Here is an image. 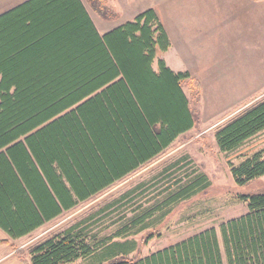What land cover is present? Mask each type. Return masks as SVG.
Here are the masks:
<instances>
[{"label":"trees","instance_id":"16d2710c","mask_svg":"<svg viewBox=\"0 0 264 264\" xmlns=\"http://www.w3.org/2000/svg\"><path fill=\"white\" fill-rule=\"evenodd\" d=\"M85 2L102 21L119 17L106 0ZM168 48L152 9L104 35L81 0H33L0 20V229L9 239L29 236L98 196L194 127L196 112L182 83L196 99L201 86L157 60ZM262 131L264 99L219 127L215 144L230 153ZM230 173L235 185L245 186L264 177V157ZM207 185L201 177L164 205ZM239 200L247 214L222 224L219 233L204 231L143 259L127 258L134 243H112L131 232L128 226L93 244L82 223L28 248L30 262L23 250L15 254L18 264H264V194ZM151 215L132 220V228L143 231ZM152 239L149 234L144 243Z\"/></svg>","mask_w":264,"mask_h":264},{"label":"rangeland","instance_id":"374dc122","mask_svg":"<svg viewBox=\"0 0 264 264\" xmlns=\"http://www.w3.org/2000/svg\"><path fill=\"white\" fill-rule=\"evenodd\" d=\"M81 1L92 18L107 24L93 14L85 0ZM98 30L106 31L99 26ZM233 47L238 50H234L231 60L228 54L218 60L223 68L216 69L217 76H191L201 86L198 99L193 97L189 83H182L189 108L196 112L194 127L189 132L179 136L151 163L88 202L44 224L33 234L17 240L1 234L0 241L8 244H0V261L10 256L5 263L17 260L15 252L21 249L25 252L22 258L30 262L28 248L76 223H82L84 233L93 244L112 238L128 226L131 232L113 239L112 243H134L135 250L127 258L143 259L204 231L214 229L219 233L222 224L246 215L247 204L240 201L239 196L264 194V177L240 187L235 185L230 170L255 155L264 157V131L230 153L219 151L214 135L230 119L264 99V53L262 60L257 61L252 58V53L244 52L245 48H241L242 51L240 46ZM255 55L259 57L258 52ZM159 57L160 54L157 60ZM157 60L152 66L154 71H157ZM166 60L171 65L182 64V61L168 57ZM184 70L181 68L176 72ZM201 177L208 182L205 189L198 190L188 199L164 205L167 199ZM150 211L152 215L145 220L143 231L132 228V220L142 218ZM149 234L153 239L144 243ZM73 264L98 262L85 259Z\"/></svg>","mask_w":264,"mask_h":264},{"label":"crops","instance_id":"0c3cea01","mask_svg":"<svg viewBox=\"0 0 264 264\" xmlns=\"http://www.w3.org/2000/svg\"><path fill=\"white\" fill-rule=\"evenodd\" d=\"M31 1L33 0H0V20L18 11ZM106 1L108 7L119 15L117 20L103 21L107 23L104 25L92 18L87 12L100 35L132 21L137 15L149 9L155 11L169 40L168 50L161 53L159 58L174 73L182 68L185 69L183 72L192 77L217 76V71L223 68L221 64L217 63L218 60H223L226 54L230 57L234 50H238L233 46H240V50L245 48V51H242L247 54L252 53L254 56L252 58L257 59V61L262 60L264 53V1ZM98 26L103 27L106 31L101 33ZM256 52L259 53V57H256ZM166 57L169 60L182 61V64L171 65L167 62ZM1 234L8 238L7 234L0 229ZM5 259H2L0 264H18L17 260L5 263Z\"/></svg>","mask_w":264,"mask_h":264}]
</instances>
